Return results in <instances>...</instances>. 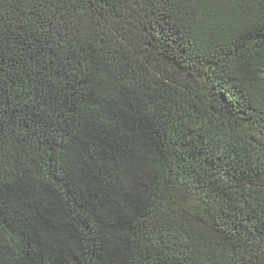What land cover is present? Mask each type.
I'll return each instance as SVG.
<instances>
[{
	"label": "trees",
	"instance_id": "obj_1",
	"mask_svg": "<svg viewBox=\"0 0 264 264\" xmlns=\"http://www.w3.org/2000/svg\"><path fill=\"white\" fill-rule=\"evenodd\" d=\"M244 8L0 0V264H262Z\"/></svg>",
	"mask_w": 264,
	"mask_h": 264
},
{
	"label": "snow or ice",
	"instance_id": "obj_2",
	"mask_svg": "<svg viewBox=\"0 0 264 264\" xmlns=\"http://www.w3.org/2000/svg\"><path fill=\"white\" fill-rule=\"evenodd\" d=\"M188 2L205 7L229 8L236 5H251L255 3V0H188ZM260 2L264 3V0H260ZM242 15L247 22L245 38L249 40V43L256 41L264 44V15H260L257 19L255 14H248L247 8H244ZM247 33H251V36H248ZM253 47H255V44H253ZM68 72L70 75H74V69H68ZM257 259L260 258L257 257ZM262 264H264V261H262Z\"/></svg>",
	"mask_w": 264,
	"mask_h": 264
}]
</instances>
